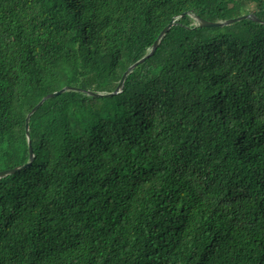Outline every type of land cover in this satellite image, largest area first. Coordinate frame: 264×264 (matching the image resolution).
Masks as SVG:
<instances>
[{
    "label": "trees",
    "instance_id": "1",
    "mask_svg": "<svg viewBox=\"0 0 264 264\" xmlns=\"http://www.w3.org/2000/svg\"><path fill=\"white\" fill-rule=\"evenodd\" d=\"M264 0H0V264H264ZM184 15V16H183ZM175 22L152 57L162 31Z\"/></svg>",
    "mask_w": 264,
    "mask_h": 264
},
{
    "label": "water",
    "instance_id": "2",
    "mask_svg": "<svg viewBox=\"0 0 264 264\" xmlns=\"http://www.w3.org/2000/svg\"><path fill=\"white\" fill-rule=\"evenodd\" d=\"M184 16V15H183ZM195 21L197 22L198 26L200 28H220V27H227L236 23H239L241 21L244 20H252L254 22L257 23H264L261 22L258 18H256V16H254L253 14L250 15H244V16H240L237 18H233L230 20H227L225 22H218V23H213V22H207L205 20L200 19L199 17H195L194 16ZM175 22H172L169 24V26H167L162 33L160 34V36L158 37V39L156 40V42L154 43L152 50L150 51V53L145 56L144 58H142L141 60H139L138 62H136L135 64H133L132 66H130L128 68V70L124 73L118 87L116 88L115 92L110 93V94H101V93H93V92H87V94L89 96L95 97V98H103V97H112L114 95H118L120 94L123 89H124V84L125 81L127 79V77L142 63H144L147 59H149L150 57H152L154 55V53L157 51V49L159 48L162 40L165 38V36L167 35V33L169 32V30L174 26ZM66 92H82L81 90L77 89V88H73V87H65L63 89H61L60 91L54 92L52 94H49L48 96H46L45 98H43L33 109L32 111L28 114L27 118H26V136L28 139V146H29V163H27L26 165L22 166V167H17L11 170H6V171H2L0 172V179L5 178L9 175L15 174L16 172L26 169L27 167L31 166V164L33 163L34 160V152H33V148L31 145V141H30V127H29V122L31 117L42 107V105L48 101L49 99L61 96L62 94L66 93Z\"/></svg>",
    "mask_w": 264,
    "mask_h": 264
}]
</instances>
